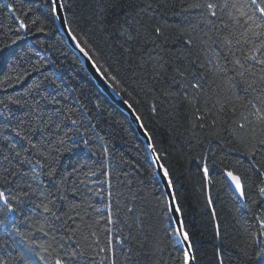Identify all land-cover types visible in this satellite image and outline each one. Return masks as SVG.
Returning <instances> with one entry per match:
<instances>
[{"label": "trees", "instance_id": "obj_1", "mask_svg": "<svg viewBox=\"0 0 264 264\" xmlns=\"http://www.w3.org/2000/svg\"><path fill=\"white\" fill-rule=\"evenodd\" d=\"M62 2L67 5L65 18L71 22L76 39L99 65L110 70L109 75L116 76L119 83L114 88L129 101L150 134L155 151L169 172L196 264H220L221 258L223 264H242V250L254 256L264 248V236L260 235L256 219L257 215L264 218V197H259L257 191L264 177L252 164L264 169V148H258L249 158L236 139L239 124L247 121L251 123L245 131L255 125L257 139H264V126L257 123L254 109L247 104L254 94L245 95L238 90L241 99H236L219 93L208 76L195 106L182 100L184 89L192 94L194 69L188 62L199 51L198 41L189 46L186 40L199 36L204 29L203 24L192 27L200 18L197 10L182 9L203 0H120L119 10L108 7L113 0ZM8 4L14 5L15 12L9 11ZM46 5L47 0H0V99L9 95L25 99L47 97L41 100L45 113L61 106L77 110L74 118L81 122L79 133L66 120L67 127L57 130L52 125L50 133H44L53 142L57 135L64 137L68 150L59 154L61 173L72 172L77 164L84 166L85 173H93L86 180L82 174L72 176L67 182L66 199L58 209L73 217L68 226L78 227L74 239L85 248V255L73 264H111L112 259L116 264H183L184 251L173 234L167 200L142 139L126 113L96 86L56 22L53 24L45 15ZM16 15L26 20L39 16L46 22L45 32H36L34 27L30 33L18 31ZM157 27L161 29L159 34L154 31ZM10 68L15 71L10 72ZM175 68L186 70V75L180 77ZM25 71L29 75L16 83L17 75ZM34 84L39 88L24 97L25 90ZM165 92L180 95L166 96ZM52 97L60 104L52 105ZM218 97H226L229 102L221 108ZM254 102L259 106V101ZM60 120L63 116L56 122ZM5 135H11L12 142L17 139L7 130ZM39 139L34 136V141ZM84 140L89 143L85 145ZM22 146L27 147V143L22 142ZM235 148L240 151L229 152ZM25 155L32 159L31 152ZM17 159L9 150V142L0 141V176L5 169L14 170ZM225 170L241 177L246 193L243 202L231 190ZM22 173L9 177L14 194L21 190L17 185L27 190L29 183L37 192L18 206L15 218L0 213V262L45 264L36 253L37 245L47 238L33 230L25 217L41 219L37 207L40 194H47L52 188L46 177L32 170V165L24 164ZM72 187L78 190L75 194ZM72 204L79 207L73 209ZM49 223L54 222L50 219ZM54 227L50 235L67 245L64 229L55 223ZM92 231L97 233L98 242L91 236ZM30 239L37 244H30ZM109 247L112 251H108ZM101 248L105 251L101 252ZM105 256L108 259L102 260ZM248 264H261V260H249Z\"/></svg>", "mask_w": 264, "mask_h": 264}, {"label": "snow or ice", "instance_id": "obj_2", "mask_svg": "<svg viewBox=\"0 0 264 264\" xmlns=\"http://www.w3.org/2000/svg\"><path fill=\"white\" fill-rule=\"evenodd\" d=\"M7 7L9 11L15 12L13 4H8ZM108 7L119 10L120 0H113ZM192 9L197 10L200 17L197 25L192 27L195 28L203 24L204 29L201 30L199 36L186 40V44L189 46L193 45L194 40L198 41L199 51L188 62V65L194 69L191 73L193 81L191 83L192 94L190 95L188 90L184 89L182 100L195 106L199 94L204 91V79L211 76L212 79L209 80V83L215 84L219 93L230 94L231 97L236 99H241L237 95L238 90H242L245 95L249 92L254 94L253 99L247 100V104L254 109L252 114L255 115L257 123L264 126V0H203V2H194L182 10L187 12ZM66 11L67 5L62 0H47L45 15L53 24L57 20H61L62 25L68 30V34L72 36L73 40H76L71 22L61 16V13ZM176 15L179 16L180 13H176ZM14 18L17 22L18 31L22 30L25 33H30L33 27L36 32L40 33L46 30V22H43L39 16L32 20H26V17L22 18L19 15ZM154 31L159 34L161 29L157 27ZM128 39L132 40L133 37L129 35ZM76 47L92 62L93 69L108 87L114 88V84L119 83L116 80V76L109 75L110 70L104 69L99 65L84 47H81L79 43H77ZM201 57H203V62H201ZM200 69H203V71H199ZM9 71L14 72L15 68H10ZM174 71L180 77L186 75V70L175 68ZM28 75L27 71L23 75H17L16 83L23 81ZM5 79H10V77H5ZM2 83L3 81H0V84ZM53 83L55 82L53 81ZM33 88L38 89L39 85L30 86L25 90L23 96L28 97ZM116 95L119 96L120 93L117 92ZM165 95L179 96L180 93L165 92ZM41 100H47V97L25 99L9 95L4 99H0V106H2L0 107V141L9 142V150L13 151L15 157L18 158L17 163L13 165L14 170L5 169V174L0 176V213L11 214V218H15L18 206L24 203L30 197V194L37 192V189L33 188L29 183L26 185L27 190L17 185L21 190L18 194H14L12 188L13 180L9 179V177H16L18 173H22L24 164L32 165V170L39 172L42 177H46L52 188L47 194H40L39 199L41 202L37 207L41 210V219L33 220L31 217H25V221L31 224L33 230L42 233L47 238L37 245L39 251L36 255L45 264H73L76 258L85 255V248L82 247L81 242L74 239L78 232V227L68 226V222L72 221L73 217L66 213H59L58 209L61 207V202L66 199L67 182L72 176L74 174H82L86 180L93 173L90 171L85 173L83 171L84 166L80 164L73 167L72 172L63 170V173H61L59 154L68 150L65 147L64 137L57 135L53 142L51 136L46 137L44 133H50L52 125H55L57 130L61 129L62 126L67 127L64 124L65 120L70 122L76 132L79 133L81 122L74 118V113L77 110L71 107H56L53 111L45 113L41 106ZM254 101H259V106ZM228 102L229 99L226 97H218L217 99V104L221 108ZM50 103L59 105L60 101L56 97H52ZM124 104L130 109L132 108L129 101L125 100ZM10 105L16 107L13 108ZM233 110L235 109L233 108ZM197 111L199 110L197 109ZM45 115H47V119H44ZM133 115H135L137 121L141 120V117L135 112H133ZM61 116H63V120L57 123L56 121ZM198 119H203V117L198 116ZM245 120L247 121V117H245ZM215 123L213 121V125ZM248 123L251 122L247 121V123L239 124L240 134L236 136V139L245 149V155L252 158L258 148H264V139H257L255 125L252 126L250 131L246 132L245 129ZM200 127L203 128L204 125L201 124ZM6 130L15 135L17 138L15 142H12L11 135H5ZM236 131V129H233L234 134H236ZM261 132L264 133V127L261 128ZM37 135L40 139L34 141V136ZM145 135L151 140V136L147 131H145ZM211 135L214 138H218L215 133ZM22 142H26L27 147H23ZM83 143L87 145L89 141L84 140ZM148 146L155 153L154 144L149 143ZM233 151L239 152L240 148L229 149V152ZM29 152L33 154L32 159L25 155ZM105 152H107V149H105ZM159 160L160 157L157 156L154 162L159 163ZM160 167L164 168L163 165H160ZM252 167L259 172L260 176L264 177V169L259 164L253 162ZM203 170L205 176H207V164L204 165ZM22 175H27V173H22ZM224 175L235 186V190L240 197L246 198L241 177L231 170H225ZM163 176L167 180V187L171 188L172 181L166 168ZM84 182V180H81V183ZM71 191L75 194L78 190L72 187ZM257 191L259 197H264V181L257 186ZM173 199L175 198L173 197ZM253 202L255 203V201ZM77 207H79L78 204L71 205L73 209ZM129 211H132V209L129 208ZM175 212H180L178 206L175 207ZM50 219L56 226L64 229L63 240L69 241L67 245L59 242L55 236L50 235V232L55 231L54 223H49ZM108 219L111 221V216ZM256 219L259 221L260 235L264 236V218L261 215H257ZM2 223L3 221H0V224ZM176 223L179 224V228L173 234L176 236L182 235L183 240L187 241L189 236L183 230L182 221H177ZM88 227L91 228L92 226L88 225ZM91 236L96 237L97 242L99 241L95 231L91 232ZM84 239L87 240L88 237H84ZM29 243L36 245L37 241L30 239ZM108 243L111 246V239H109ZM248 247L251 246L249 245ZM100 251L104 252L105 249L101 248ZM108 251H112L111 247H109ZM242 251L245 257L242 264H248L249 260L256 258H260L261 264H264V248L255 252L254 256L249 255L246 250ZM101 259H108V257H101ZM188 261L189 253L185 251L183 264H188ZM111 264H116V261L112 259ZM220 264H223L222 258Z\"/></svg>", "mask_w": 264, "mask_h": 264}, {"label": "water", "instance_id": "obj_3", "mask_svg": "<svg viewBox=\"0 0 264 264\" xmlns=\"http://www.w3.org/2000/svg\"><path fill=\"white\" fill-rule=\"evenodd\" d=\"M62 18H65V14L64 12L61 13ZM56 25L58 26V28L60 29L61 33L63 34L67 44L72 48V50L76 53V55L78 56L80 62L82 63V65L84 66V68L86 69V71L89 73V75L91 76V78L93 79V81L95 82V84L101 89V91L116 105L118 106L124 113H126V115L129 117V120L131 121V123L133 124V126L135 127L138 135L140 136V138L142 139L148 155L150 157V159L153 162L154 165V169L156 172V176L159 178L160 184L163 188V192L164 195L166 197L167 200V204H168V208H169V213L171 216V220L173 222L175 231L179 228V224L176 223L177 221H182V215L181 212L177 213L175 212V207L178 206L176 198H175V194L173 191V188H169L167 187V180L164 178L163 176V172L165 168H161L160 165H163L160 160L159 163H155L154 161L157 158V153L153 152L152 149L149 148V143H152V141L149 139L148 136L145 135V129L144 127H141L142 123L141 120L137 121L135 118V115H133L134 109L133 108H129L127 105L124 104L125 99L121 96V94L118 96L116 95V93L118 92L115 88L112 87H108V85L101 80V78L99 77V75L95 72V70L92 67V62L90 60H88L87 57L84 56V54L82 52H80L79 48L76 47L77 45V40H73L72 36H70L68 34V30L62 25L61 20H57L56 21ZM231 190L233 191V193L238 197V199L240 201H244V198H241L239 193L236 192L235 190V186L231 183V181H229L227 179V177L225 176ZM173 197L175 199H173ZM183 230L185 231L184 228V224H183ZM178 242L180 244V246L182 247L183 251H187L189 253V261L188 264H196L195 258H194V253L192 250V245H191V241L190 238L187 241L183 240L182 235L181 236H177Z\"/></svg>", "mask_w": 264, "mask_h": 264}, {"label": "bare ground", "instance_id": "obj_4", "mask_svg": "<svg viewBox=\"0 0 264 264\" xmlns=\"http://www.w3.org/2000/svg\"><path fill=\"white\" fill-rule=\"evenodd\" d=\"M65 14V13H64ZM59 29V28H58ZM59 31H60V29H59ZM60 33H61V31H60ZM62 34V33H61ZM63 35V34H62ZM77 40V39H76ZM66 41V40H65ZM77 42H78V40H77ZM67 43V42H66ZM79 43V42H78ZM80 44V43H79ZM69 46V45H68ZM81 46V45H80ZM70 47V46H69ZM82 47V46H81ZM71 48V47H70ZM72 49V48H71ZM86 50V49H85ZM73 51V50H72ZM86 70V69H85ZM87 72V71H86ZM97 86V85H96ZM98 87V86H97ZM99 88V87H98ZM100 89V88H99ZM101 90V89H100ZM118 107V106H117ZM133 125V124H132ZM145 146V145H144ZM146 148V147H145ZM147 150V149H146ZM156 152V151H155ZM147 154H148V152H147ZM149 156V155H148ZM149 160H150V162L152 163V165H153V162H152V160L150 159V157H149ZM161 162V161H160ZM154 166V165H153ZM224 177H225V175H224ZM158 178V177H157ZM226 179V178H225ZM158 180H159V178H158ZM237 197V196H236ZM238 198V197H237ZM241 202H243V201H241ZM173 223V222H172ZM192 245V244H191ZM192 250H193V248H192Z\"/></svg>", "mask_w": 264, "mask_h": 264}]
</instances>
